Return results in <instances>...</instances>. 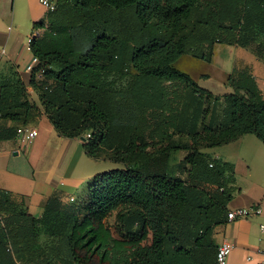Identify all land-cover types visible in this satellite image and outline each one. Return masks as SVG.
Listing matches in <instances>:
<instances>
[{
	"label": "trees",
	"instance_id": "16d2710c",
	"mask_svg": "<svg viewBox=\"0 0 264 264\" xmlns=\"http://www.w3.org/2000/svg\"><path fill=\"white\" fill-rule=\"evenodd\" d=\"M31 35L41 107L17 73L3 78L0 118L15 125L0 141L43 109L60 135L86 138L89 157L122 167L79 202L50 197L39 218L0 189V264H218L234 169L203 149L245 134L264 143V92L245 68L215 94L175 62H211L227 44L264 63V0H58Z\"/></svg>",
	"mask_w": 264,
	"mask_h": 264
},
{
	"label": "crops",
	"instance_id": "0c3cea01",
	"mask_svg": "<svg viewBox=\"0 0 264 264\" xmlns=\"http://www.w3.org/2000/svg\"><path fill=\"white\" fill-rule=\"evenodd\" d=\"M48 13L47 8L39 0H0V81L17 73L29 88L32 99L40 107L38 95L30 89L32 72L26 69L33 53L28 44L27 49L31 54L22 51L20 42L28 31L26 29L31 27L33 31L35 22H46ZM242 50L251 55L249 57L244 53L239 55L237 69H249L264 92V63L248 50L243 48ZM230 91L231 89L227 92ZM14 125L13 121L0 118V126ZM30 126L38 131L32 141L24 143L19 133L14 138L0 141V189L9 191L23 200L27 211L39 218L44 214L46 204L52 196H58L65 204L76 203L75 190L83 186L87 188L88 183L98 173H102L99 172L97 162L112 161L89 157L85 153L83 140L60 135L43 109ZM207 149L210 148L203 151L209 154ZM15 151L17 154H14ZM180 152L184 151H178L174 156ZM216 155L220 161L232 165L235 187L238 165L232 160H222L221 155ZM17 156L21 159H17ZM182 158L174 163L172 157L171 165L178 168ZM239 161L246 164L250 174L258 170L262 180L254 184L255 190L248 195L246 193L244 195L242 191L235 195L234 191V196L227 207L230 211L239 207L259 205L262 213L234 220H229L226 215L225 222L215 228V241L219 244L227 239L234 244L228 264H257L262 259L259 249L264 245V231L260 228V224L264 223V152L259 148V155L251 159V164L249 159L240 158Z\"/></svg>",
	"mask_w": 264,
	"mask_h": 264
},
{
	"label": "rangeland",
	"instance_id": "374dc122",
	"mask_svg": "<svg viewBox=\"0 0 264 264\" xmlns=\"http://www.w3.org/2000/svg\"><path fill=\"white\" fill-rule=\"evenodd\" d=\"M29 28L30 29H26L28 31L20 42V46L22 47V51L31 54V51L27 49L28 39L32 33L31 27ZM242 53L247 55V57L251 55L237 46L217 44L214 48L213 59L211 62L196 58L191 54H183L176 60L175 66L190 74L202 87L213 90V93L215 94L222 95L231 89L227 84V80L233 69H237V64L239 63L238 56ZM259 148L264 152V143L262 140L254 134H246L244 138L237 141L207 149V152L212 156H217L216 154L221 155L223 158L222 160H232L238 165L237 173H235L237 179L235 181V195H238L240 191H242L244 195L245 193L248 195L255 190L256 186L254 184L261 182L262 175L257 172L258 170H254L252 174H250V170L246 167V164L243 162L239 163L240 158H245V160L249 159L251 164V159L259 155ZM183 155L184 152L177 153L176 156H174L173 162L176 163L178 159L183 157ZM17 159L21 158L17 156ZM97 163H99V172L122 167L119 163H112L109 161ZM86 190L87 188L84 186L75 190L74 195L77 198V202L87 196ZM109 221L112 223L113 218H110ZM106 264L108 263L106 262Z\"/></svg>",
	"mask_w": 264,
	"mask_h": 264
},
{
	"label": "built area",
	"instance_id": "2783aa9c",
	"mask_svg": "<svg viewBox=\"0 0 264 264\" xmlns=\"http://www.w3.org/2000/svg\"><path fill=\"white\" fill-rule=\"evenodd\" d=\"M40 3L47 8V10L53 11L56 6L57 2L54 0H39ZM32 40V35L28 39V46L30 49V42ZM31 50V49H30ZM4 52V50H3ZM38 63V57L33 55L31 62L27 65L26 69L31 71L34 69L35 65ZM19 137L24 143L32 141L38 134L36 128L31 126L28 127H20L18 129ZM87 137H90V133H87ZM214 159H218V157L214 156ZM213 163H210L212 166ZM72 200H74L72 198ZM262 213V209L259 205H252V206H245L239 207L228 212V219L234 220L238 218H249L255 215H260ZM260 228L264 231V223L260 224ZM234 248V244L230 240H223L221 243L218 244L217 247V263L218 264H228L229 256ZM260 254L262 255V259L257 264H264V245L262 248L259 249Z\"/></svg>",
	"mask_w": 264,
	"mask_h": 264
},
{
	"label": "water",
	"instance_id": "95a60500",
	"mask_svg": "<svg viewBox=\"0 0 264 264\" xmlns=\"http://www.w3.org/2000/svg\"><path fill=\"white\" fill-rule=\"evenodd\" d=\"M85 139H86V138H85L84 136L81 137V140L85 141ZM14 154H17V151H15Z\"/></svg>",
	"mask_w": 264,
	"mask_h": 264
}]
</instances>
